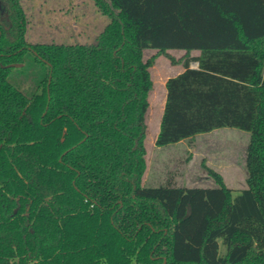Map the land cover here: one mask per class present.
I'll use <instances>...</instances> for the list:
<instances>
[{
	"label": "trees",
	"instance_id": "1",
	"mask_svg": "<svg viewBox=\"0 0 264 264\" xmlns=\"http://www.w3.org/2000/svg\"><path fill=\"white\" fill-rule=\"evenodd\" d=\"M95 2L97 42L29 43L21 0H0V264H264V0ZM169 49L184 70L155 144L250 132L235 195L212 168L214 187L143 182L150 67Z\"/></svg>",
	"mask_w": 264,
	"mask_h": 264
},
{
	"label": "rangeland",
	"instance_id": "2",
	"mask_svg": "<svg viewBox=\"0 0 264 264\" xmlns=\"http://www.w3.org/2000/svg\"><path fill=\"white\" fill-rule=\"evenodd\" d=\"M21 2L27 14L26 37L29 43L97 42L98 34L108 22V17L100 11L95 0H21ZM109 3L120 12L112 0H109ZM155 54H157L156 49L146 48L144 58H151ZM169 54L175 59L183 58L184 51L173 50ZM170 62H172L170 57L160 54L150 67L154 84L149 94L150 106L146 113L147 131L144 143L147 151L145 155L147 168L143 177L144 184L156 186L170 178L180 186L207 187L202 177L209 172L207 159L211 158L215 162L218 159L222 160L220 155L224 150L238 147L242 151L239 182L236 183L246 186V157L250 141L248 131L231 127L230 130L217 129L215 133L198 134L191 142L185 141L166 146L155 144L156 128L165 103L166 87L163 83L173 74L168 66ZM11 72L14 81L21 85L24 91L35 88L31 75L19 74L16 69ZM193 141H195L194 145L191 144ZM203 155L206 157L203 158Z\"/></svg>",
	"mask_w": 264,
	"mask_h": 264
},
{
	"label": "crops",
	"instance_id": "3",
	"mask_svg": "<svg viewBox=\"0 0 264 264\" xmlns=\"http://www.w3.org/2000/svg\"><path fill=\"white\" fill-rule=\"evenodd\" d=\"M152 49H155V48H152ZM173 50H180V51H184V54L186 53V50H184V49H169L168 52L170 53ZM199 53H200V50H198V49H194L191 51L192 55H198ZM182 59H183L182 57L176 58L177 61L175 63L170 62L168 64V66L170 67V69L173 72L172 76H175L184 70V65L182 63ZM197 64H198L197 61H191L190 66L191 67H197L198 66ZM166 80L164 81L163 86H165ZM166 92L167 91L165 88V99L164 100H166ZM163 109H164V107H163ZM162 114H163V110L160 114L159 123L157 124L156 137H157L159 129H160V121H161ZM218 129L230 130L231 127H222V128H218ZM216 131H217V129H214L213 131H210L209 133H215ZM185 141H188V140L187 139L181 140L180 142H177V143H183ZM194 143H195V141H193L191 144L194 145ZM188 149H190V147H188ZM218 150L221 151L222 149H218ZM241 151H242V149H240L238 147H234L233 149L231 148L229 150H224V152H222V155H220L222 160L218 159L219 161L217 160L215 162L214 160H211V158L207 159V163L209 164V165H207V167L214 169L215 171H217L218 173H220L222 175L226 185L233 190L234 195L237 194L239 192V190H241L242 188L245 187V186H242L239 184L237 185V183H236V182H239ZM245 156H246V152L244 151V160H245ZM205 157L206 156L203 155V158H205ZM246 176H247V172H246ZM202 177L204 178V181H206V184H207L206 186L214 187L217 185L215 179L210 175L209 172L207 175H204ZM229 180L232 182H228Z\"/></svg>",
	"mask_w": 264,
	"mask_h": 264
},
{
	"label": "water",
	"instance_id": "4",
	"mask_svg": "<svg viewBox=\"0 0 264 264\" xmlns=\"http://www.w3.org/2000/svg\"><path fill=\"white\" fill-rule=\"evenodd\" d=\"M11 65H17L16 63H14V64H11ZM165 262H166V260H165Z\"/></svg>",
	"mask_w": 264,
	"mask_h": 264
},
{
	"label": "built area",
	"instance_id": "5",
	"mask_svg": "<svg viewBox=\"0 0 264 264\" xmlns=\"http://www.w3.org/2000/svg\"><path fill=\"white\" fill-rule=\"evenodd\" d=\"M198 65V64H197Z\"/></svg>",
	"mask_w": 264,
	"mask_h": 264
}]
</instances>
